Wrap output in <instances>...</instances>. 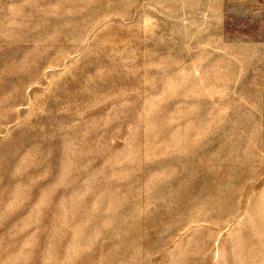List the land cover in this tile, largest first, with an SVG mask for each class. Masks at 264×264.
Instances as JSON below:
<instances>
[{"label": "rangeland", "instance_id": "1", "mask_svg": "<svg viewBox=\"0 0 264 264\" xmlns=\"http://www.w3.org/2000/svg\"><path fill=\"white\" fill-rule=\"evenodd\" d=\"M0 264H264V0H0Z\"/></svg>", "mask_w": 264, "mask_h": 264}]
</instances>
